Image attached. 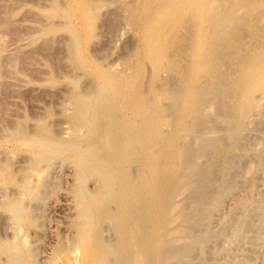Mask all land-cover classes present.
Listing matches in <instances>:
<instances>
[{
  "label": "rangeland",
  "instance_id": "obj_1",
  "mask_svg": "<svg viewBox=\"0 0 264 264\" xmlns=\"http://www.w3.org/2000/svg\"><path fill=\"white\" fill-rule=\"evenodd\" d=\"M76 1L0 0V264H92L89 248L93 243L109 250L106 264H121L120 257L126 255L129 247L122 245L123 235L120 232V225H123L125 219L118 214L123 211L121 206L119 207V202L101 200L99 204L93 203V205L80 203L81 199L90 200L95 198V195L96 197L104 195L103 185H101L102 176L98 173L99 171L81 173L85 171L74 158L82 152L79 157L87 156L86 159L93 160L88 155V143L93 139L89 129L90 121L85 123L83 113L87 121L97 118L101 120V125L104 124L105 119L111 122L113 120L116 123L112 122L110 125L113 129L123 124L124 130L121 126V130L119 126L117 129V134L123 133H120L122 138L109 127L110 138L108 137V140L102 143L107 146L100 144V148L102 150L104 146L103 152L112 149L115 151V146L112 148L114 141L121 138V143H125L127 138H130L129 148L134 150L132 152L129 150V153L134 154L136 159L132 158L135 161L130 160L131 163L128 166L129 182L133 185L147 186L152 182L153 173L149 174L150 172L148 173L145 169L147 166L143 161V152L151 154L152 160L154 159L152 166H157L160 170L162 154L166 149L164 143L172 137L171 125L173 127L180 122L178 119L180 104H173L169 92H178L183 88L191 60L193 62L201 54L200 51L191 47L194 42V37L191 35L194 16L192 18L189 10H184L187 11L186 13L183 11L184 14L181 13L182 16L184 15L183 19H186L184 26L168 28V34L171 35L172 31L174 33L168 36V39L166 37L167 47L164 50L163 59L158 62V66H155L153 58L146 51L145 36L141 27L145 24L144 21L154 15L158 22L163 24L165 10L167 11L170 7L166 0ZM210 1L215 6L219 5L218 10L221 9L222 12L224 10L227 12L230 7L237 5L236 7H239L237 17L240 18L239 21H245L246 26L233 28L230 31L232 37L237 36L235 43L240 42L239 51L233 55L224 47L229 53L226 54L222 47L215 52L222 62H220L222 76L217 83L211 84L207 78L198 83L200 87L212 88H208L210 91L200 96L202 104H198V108L195 109L198 112L197 118L193 121L184 118L181 121L184 123V136H182L185 143L177 152V157L180 158H176L186 162L185 165L191 177L184 179L182 184L184 189L172 198V203L177 204L174 205L175 212L180 216L182 214L184 220L179 218L172 222L170 232L177 234L174 239L177 240L169 244L171 247L167 244L162 245L157 253L153 252L157 244L155 237L150 230L149 233L147 232L146 240L147 242L148 239L150 240L148 245L152 253L148 255H153L148 256V264H156V259L159 260V258V261L162 259L163 264L166 263H164L166 259L168 264H264V90L255 89L257 92H253L256 95L253 94L254 105L251 104L245 116L240 118L237 130L232 129L230 125L236 114V106L233 93L228 91L229 82H233L239 74L249 71L250 68L246 62L255 48L261 52V58L253 60V63L257 64L264 60V56L262 57L264 55V0ZM247 6L253 7L251 13L254 16L249 15L250 11L247 14ZM85 9L89 11L87 15V18L90 17L89 22H85L79 12ZM88 11L85 13L88 14ZM147 15L148 18H146ZM248 15L254 18L251 19L254 20L253 28L250 27L252 23L250 18L247 20ZM84 25L89 26L86 28ZM163 26V31H166L167 23ZM150 27L151 23L147 30L151 29ZM158 42H161V37H158ZM221 50H224L226 55L222 54ZM180 54L183 56L180 57ZM173 63L175 67L172 66ZM211 69L208 67V70ZM205 70H203L204 74H207L209 71ZM104 76L105 78L113 77V79L115 77L118 81L121 78V82L117 81L119 84L116 83L114 90L110 89L104 85L109 80V78L106 80ZM98 91L102 93V96L109 91L104 97L109 99L110 96L112 101L111 99L110 102L106 101L108 99L98 95L100 94ZM116 91H120V94L118 95L119 92L116 93ZM163 91L165 93L162 97ZM121 93L123 99L118 98ZM134 96H139L138 99L143 100L133 99ZM96 97L102 102L96 101ZM113 100L117 101L116 104ZM131 100H135L134 104ZM152 100H157L164 122L155 138L157 140L142 139L141 142L136 136L141 131L146 132L143 126H140L143 124L141 117L144 116V120L153 118V113L149 109ZM120 101L122 105L115 108L114 105L119 104ZM96 102L101 104L105 111L106 109L110 111L112 107L111 112L99 113L103 110L100 105H96ZM139 103L143 111L138 106ZM125 109L128 110L127 113ZM78 112L82 118L84 116L83 119L79 117ZM137 112L139 115L136 114ZM113 113L118 115L115 117ZM110 114L116 119L109 117ZM125 114L128 119H125L127 117ZM138 116L142 120L141 123ZM118 118L124 121H118ZM137 124L139 126L135 128ZM135 129L138 132L134 131ZM48 135L50 137H47ZM44 137L49 140L41 143L43 146H33L36 141H42ZM48 141H51L53 147ZM46 142L50 145L48 146ZM141 145L145 149L139 147ZM49 147L53 148L52 151L56 154L59 150L54 147L62 148L64 151L58 155L55 154L54 157ZM106 148L108 149L105 150ZM71 151L75 152V155ZM39 156L44 157L41 160ZM92 157H95L94 154ZM174 165L176 163H172L167 168H161V171L155 170L153 178L161 180L162 176L165 177L166 174L177 169V165ZM188 186L194 191H191L190 187L188 189ZM194 186L197 191L193 188ZM203 186L205 189L202 188ZM199 189H202L201 192L198 191ZM149 197L152 195L149 194ZM122 199L123 202L127 201L125 197ZM102 201L106 205H103ZM92 206L102 211L103 217L100 216L99 221L95 222L91 233L85 234L84 226L87 224L83 221V209L92 210L94 209ZM147 212L144 213L143 220L150 228L156 217L152 210ZM149 213L154 215L150 216ZM188 213L192 215L188 216ZM194 215L196 218L193 220ZM184 227L187 228V232ZM179 232L181 235L178 234ZM86 243L88 247H84ZM85 248L88 249L89 256H85L87 251ZM162 248L163 251H161ZM171 248L175 250L174 253ZM111 251H113L112 254ZM161 252L169 258L162 253L163 257ZM175 253L178 254L174 256ZM80 257L85 259L81 261ZM89 257H91L90 260Z\"/></svg>",
  "mask_w": 264,
  "mask_h": 264
},
{
  "label": "bare ground",
  "instance_id": "obj_2",
  "mask_svg": "<svg viewBox=\"0 0 264 264\" xmlns=\"http://www.w3.org/2000/svg\"><path fill=\"white\" fill-rule=\"evenodd\" d=\"M76 1V0H75ZM162 1V0H161ZM78 2V1H76ZM84 3V2H82ZM87 3V1H86ZM89 3V2H88ZM166 3L170 6L169 9H167V11L165 10L166 12V16L165 18H163V24H166L167 23V27H166V31L164 30L163 31V24L161 25L160 21L158 22V20L155 18L156 16L154 15V17H149L147 15L146 18H148L146 21H143L145 22V24L141 27V24L140 27L143 29V35L145 36V47H147V53L149 56H151L155 62V66H158V62L163 59V55H164V50L165 48L167 47V41H166V37L168 39V36H171L174 32L172 31V34H168L167 33V30L169 27H177V28H182L185 24V21L186 19H183V16L181 15L184 14L183 11L184 10H189V12L191 13L192 15V18H193V33L191 35H193L194 37V42H193V48L197 49L198 51H200V55H198V58H196L195 60H191V65H190V68L188 70V75L186 76V78L184 79V85H183V88L180 89L178 92H169L170 94V99H172L173 101V104L174 103H178L180 105L179 106V110H178V119L180 122H177L173 127L171 125V130H172V137L170 138L169 141H166L164 143L165 145V151L163 152L162 154V167L161 168H164V167H168L169 165H171L172 163H176V166L177 169H175V171H172L171 173L169 174H166L165 177H161L162 179L161 180H157V179H154L153 178V174H154V171L155 170H159V168L157 166H152V157L150 156L151 154H145L143 152V161L145 162V165L147 166L145 169H147L148 173L149 174H152L151 177H152V182L147 185V186H140V185H133L131 184L132 182H129V173H128V166H129V163H131L130 160H133L132 158H135L134 157V154H130L129 153V146H131L130 144V138H127V141H123L125 143H121V138H122V135L123 133L119 132L118 134L121 135V138H119L118 141H114V145H112V148H114L113 146H115L114 150L115 151H112V150H108L107 152H103L102 150L104 149V142H106L108 140V134L110 133L109 131L112 129L114 131H116L115 133L117 134V129H118V126H119V129H120V126L122 127V130H124V126L123 124L121 123L120 125L116 126V130L113 129V126L111 127L110 125L112 124L111 120H106L105 118L107 119H110L108 117H105L103 119H105L104 121V124L101 125L100 121L101 120H98L97 118L94 119V118H91L90 120L87 121V117L86 115L83 113V115L85 116V123L90 121V131L92 133V140L90 143H88L89 145V149H88V155L93 159V160H88V158L86 159V157L84 158H81L79 157V154L82 155V152L77 155H75L73 151L72 154H74V158L76 160V162L78 163V165L85 171V172H81V173H88V172H92V171H99L98 173H100V176H102V183L101 185H103V192L104 195H101L102 193H100L101 196H98L96 197L95 195V198L93 199H81L82 201L80 203H82L83 205H87L89 203H92L91 205H93V203H97L99 204L101 200H105L108 202V200L110 201H114V202H119V207L122 208L121 211L122 213H118V214H121L123 216V218L125 219L124 220V223L123 225L121 226L120 224V232L121 234L123 235V238H122V245L125 246V247H129L128 249V252L126 253V255H121L120 257V263L121 264H148L147 263V260H148V255L149 253H151V250H149V245H148V242L150 241L148 239V242L146 240V235L149 233L148 231L150 230L151 233L153 234V236L155 237V240L157 242L156 244V248L153 250L154 253H157V251H159V249L161 248L162 245H168L170 246L172 244V241L176 238L177 234L176 233H172L170 232V226L171 224H173L172 222H174L176 219H182V221L184 220L182 214L180 216V214L178 215L176 211V207L174 206L176 203L174 202V205L172 203L173 201V197L175 195H177V193L179 192H182L184 187H182V184H184V179H189L191 176H190V172L188 170V167L186 164V162H184L183 160H178L177 158H180L179 156L177 157V152L179 150V148L181 146H183V144L185 143V139H184V135H183V129H184V123L181 122L182 119H187L189 118L191 121L195 120L197 118V115H198V112L195 110L196 107L198 108V104L201 105L202 103H200V96L202 94H204L205 92H208L210 91L209 89H211L212 87H210L209 85V89L206 87V88H203V87H200L198 85L199 82H203V80H205V78H207L210 83H217V81L219 80L220 76L221 75V72H222V69L220 68L221 66V59H219V55L217 54L216 56V53L218 50L223 49L225 50L224 47H226V49H229L233 55L235 54L236 51H239V46H240V42H237L235 43V39L237 40V36L235 37V35H232L230 34V31L231 29L233 28H239L240 26L241 27H245L246 25H244L245 21H239V17H237V14H238V8L239 7H236V6H233L232 8L230 7V9L226 12L223 11L220 9L218 10V6H215L214 3H212L210 0H166ZM214 4V5H213ZM78 4H76L77 6ZM85 5V3H84ZM75 6V5H74ZM76 6H75V9H76ZM82 6V4L80 5V7ZM89 6V5H88ZM87 6V7H88ZM140 6V5H139ZM79 7V5H78ZM85 7V6H84ZM140 8V7H139ZM158 8V7H157ZM247 14H249V11H250V14H252V16H254L252 12L253 10V7H250V6H247ZM74 9V10H75ZM82 9V8H80ZM79 10V9H78ZM149 10V9H148ZM147 10V11H148ZM85 11H88L85 9ZM85 11L81 10L79 11L80 14L82 15L83 19L85 20V22H89V18H87V15H89V11H88V14L85 13ZM91 11V10H90ZM221 11V12H220ZM78 12V11H76ZM143 12V11H142ZM150 12V11H149ZM185 12V11H184ZM187 12V11H186ZM185 12V13H186ZM138 15V14H137ZM248 15V19L251 17ZM136 16V15H135ZM142 16V15H141ZM187 17V16H186ZM79 18V17H78ZM92 18V17H91ZM185 18V17H184ZM253 18V17H252ZM250 18V20L252 19ZM145 19V18H144ZM188 19V17H187ZM254 19V18H253ZM83 21V20H82ZM93 21V19H92ZM252 23H250V27L254 26L253 22L254 20H251ZM84 22V21H83ZM141 22V21H140ZM190 22V21H188ZM80 23V21H79ZM151 23V29L147 30L149 28V25ZM82 24V23H81ZM84 24V23H83ZM90 24V23H89ZM253 24V25H252ZM86 25V24H85ZM84 25V26H85ZM89 26V25H87ZM87 26H85L87 28ZM163 26V27H162ZM182 26V27H181ZM189 26V25H188ZM248 26H249V21H248ZM247 26V27H248ZM90 28V27H89ZM85 29V28H84ZM185 29V28H184ZM241 29V28H240ZM141 30V29H140ZM181 31V29H179ZM84 31V30H83ZM178 31V29H177ZM85 32V31H84ZM88 33V31H86ZM179 32V31H178ZM235 32V30L233 31ZM85 33V34H87ZM183 33V32H182ZM249 33V32H248ZM233 34V33H232ZM190 35V36H191ZM85 36V35H84ZM143 36V37H144ZM263 36V35H262ZM158 37H161V42H158ZM192 37V38H193ZM86 38V37H85ZM254 38V36H253ZM261 38V37H260ZM256 39V38H255ZM254 39V40H255ZM250 40V39H249ZM191 42V41H190ZM234 42V43H233ZM259 42V41H258ZM252 43V42H251ZM242 46V45H241ZM146 49V48H145ZM180 49V48H179ZM243 49V48H242ZM79 50V49H78ZM224 50H221V52H223ZM194 51V50H193ZM225 52H227V50H225ZM182 53V52H180ZM220 53V51H219ZM222 54H225L224 52ZM226 54H229L228 52ZM225 54V55H226ZM181 55V54H180ZM82 56V55H81ZM179 56V54H178ZM183 55H181L180 57H182ZM229 56V55H227ZM226 56V57H227ZM238 56V54H237ZM264 55H262L263 57ZM225 57V58H226ZM234 57V56H233ZM79 58V57H78ZM246 58V57H245ZM248 58V57H247ZM258 58H261V52L258 50V49H254L251 54H250V57L248 58L246 64L247 66L250 68L249 71L245 74H239V77H237L233 82H229V89L228 91L232 92L233 93V97H234V101H235V106H236V110H235V117L233 116V122L230 124L232 129L234 128L235 130H237L239 128L238 126V122L240 121V118L244 115L245 116V113L248 112L251 104H253V94L255 95V93L253 92H257L255 91V89H257L258 91L260 89L264 90V60L260 61L259 63L257 64H254L253 63V60H257ZM82 59V58H81ZM182 59V58H181ZM179 60V59H178ZM178 60H176L178 62ZM228 60V59H227ZM82 62V61H81ZM87 62V61H86ZM221 62V63H220ZM172 63V62H171ZM179 63V62H178ZM175 63L172 64V66L174 65ZM234 65V64H233ZM177 66V65H176ZM242 66V65H241ZM169 67V65H168ZM175 67V65H174ZM208 67L212 68L211 70H208ZM237 67V66H236ZM207 68V69H206ZM206 69V70H205ZM209 71L207 74H204V71ZM231 70V69H230ZM236 70V69H235ZM245 71V70H244ZM243 71V72H244ZM237 72V71H235ZM242 72V71H241ZM206 73V72H205ZM239 73V72H238ZM185 75V74H184ZM230 76V75H229ZM238 76V75H237ZM102 78V77H101ZM105 78V76H104ZM109 77L105 78L106 80L108 79ZM121 78H119V81L117 79H113L112 78H109V80L106 82V84H104L105 86H107L108 88L110 89H113L114 90V87L116 85V83H120ZM206 79V80H207ZM103 80V79H102ZM183 80V79H182ZM207 80V81H208ZM118 81V82H117ZM104 82V81H103ZM205 82V81H204ZM118 83V84H119ZM227 83V82H226ZM104 86V87H105ZM207 86V85H206ZM215 86V85H214ZM101 88V89H100ZM100 90L102 92V87L100 86ZM177 88V86H176ZM179 88V87H178ZM218 88V87H217ZM104 89V88H103ZM215 89V88H214ZM106 90V89H105ZM104 90V91H105ZM108 90V89H107ZM106 90V91H107ZM170 90V89H169ZM174 90V89H173ZM165 91V90H164ZM163 93H161L162 97H163V94L167 91H165ZM100 91H98L99 93ZM100 92V94L98 95H101V97H104V96H107L106 93L108 92H105L104 96H102V93ZM118 93V95L120 94V91H116V93ZM111 93V92H110ZM260 93V92H259ZM111 94H114V93H111ZM157 94V93H155ZM154 94V95H155ZM98 95H96L98 97ZM118 95H116L118 97ZM123 94L121 93V96L118 97V98H121L123 99ZM137 95V94H136ZM205 95V94H204ZM211 95V94H210ZM113 97V95H111ZM157 96H160V94ZM167 96V95H165ZM256 96V95H255ZM96 97V98H97ZM100 97V96H99ZM133 97V96H132ZM135 97V96H134ZM139 97V96H138ZM138 97H135L133 99H137V100H140L138 99ZM153 97V96H152ZM151 97V98H152ZM168 97V96H167ZM202 97V96H201ZM105 99H108L107 97H104ZM205 98V97H204ZM89 99V98H88ZM100 99V98H99ZM98 98L95 99L96 101L98 100L99 102L101 100H99ZM103 100V98H101ZM110 96H109V99L106 100V101H109L110 102ZM115 99V98H113ZM130 99V98H129ZM146 99V98H145ZM153 99V98H152ZM209 99V98H208ZM207 99V100H208ZM80 100V99H79ZM93 100V101H95ZM118 100V99H117ZM143 100V99H141ZM92 101V100H91ZM105 101V100H104ZM104 101H103V105H104ZM105 101V104H107ZM112 101V99H111ZM122 101V100H121ZM119 102V104L117 105H114L115 108L116 106L118 107L120 104L122 105V102ZM130 102V100H128ZM127 101V103L129 104V102ZM132 102L135 100H131ZM147 101V100H146ZM256 101V100H255ZM88 102V100H87ZM102 102V101H101ZM108 102V103H109ZM114 102V100H113ZM111 102V105H113ZM117 102V101H115ZM114 102V103H115ZM133 102V104H134ZM148 102V101H147ZM146 102V103H147ZM171 102V101H170ZM204 102V101H202ZM230 102V101H229ZM79 103V101H78ZM82 103V102H81ZM80 103V105H81ZM141 103V102H140ZM139 103L138 106H140L141 104ZM150 103V102H149ZM148 103V104H149ZM225 103V102H224ZM110 104V103H109ZM116 104V103H115ZM126 104V103H125ZM147 104V105H148ZM151 104V108L149 107V109L152 111L153 113V118L151 119H146L144 120V116L141 117L143 119V124H141L140 126H143L144 130H146V132L144 133L143 131L139 132L138 135L136 136L140 141L142 139H147V140H154L157 136H158V131H159V128L160 126L162 125V123L164 122L163 121V117L160 113V110L158 109V105H157V100H152V103ZM150 104L148 106H150ZM207 104V103H206ZM213 104V103H212ZM219 104V103H218ZM257 104V103H256ZM262 104V103H261ZM84 104H82L83 106ZM87 105V104H86ZM92 105V104H91ZM96 105H100V108L103 110V112H100L99 113H103V114H107L106 111H108L106 108L108 106H106V111L104 110V107L102 108L101 104H98L96 102ZM94 105V106H96ZM124 105V103H123ZM143 105V104H142ZM146 105V106H147ZM223 105V104H222ZM254 105V104H253ZM80 106V107H82ZM93 106V105H92ZM110 106V105H109ZM127 106H131V105H127ZM136 106V107H138ZM144 106V105H143ZM147 106V107H148ZM239 106V107H238ZM111 107V106H110ZM146 107V108H147ZM177 107V106H176ZM204 107V106H203ZM220 107V106H219ZM223 107V106H222ZM238 107V108H237ZM256 107V105H255ZM87 108V107H86ZM113 108V110L115 109ZM121 108V107H120ZM175 108V106H174ZM201 108V107H200ZM257 108V107H256ZM83 109V108H82ZM96 109H97V106H96ZM99 109V110H101ZM140 109H141V106H140ZM224 109V108H223ZM229 109V108H228ZM112 110V107L110 108V111L108 112H111ZM130 110V109H129ZM143 111V109H141ZM175 110V109H174ZM86 111V110H85ZM95 111V110H94ZM122 111V110H121ZM120 111V112H121ZM124 111V109H123ZM128 111V110H127ZM126 109H125V112L127 113ZM199 111V110H198ZM77 112V111H76ZM96 113L98 111H95ZM106 112V113H105ZM135 112V111H134ZM146 112V111H145ZM149 111H147L146 113H148ZM225 112V111H224ZM234 112V111H233ZM80 112H78V115H79ZM90 113V112H89ZM118 113V112H117ZM130 113V111H129ZM128 113V115H129ZM226 113V112H225ZM88 114V112H87ZM119 114V113H118ZM118 114H114L113 115H118ZM136 114L139 115V113L137 112ZM135 114V115H136ZM142 114V113H140ZM229 114V113H228ZM92 115V114H91ZM99 115V114H98ZM126 115V114H125ZM148 115V114H147ZM146 115V116H147ZM77 116V115H76ZM83 116V118H84ZM107 116V115H106ZM109 116V115H108ZM112 114H110L109 117H111ZM114 116H112V119L114 118ZM121 116L122 113H121ZM127 116V115H126ZM150 116V115H149ZM152 116V115H151ZM80 118H82V116L79 115ZM116 117V116H115ZM125 117V116H124ZM123 117V119H124ZM137 117V115H136ZM139 117V116H138ZM177 117V116H176ZM199 117V116H198ZM82 118V119H83ZM89 118V116H88ZM121 118V117H119ZM118 118V121L120 120ZM128 119V116L125 117V119ZM141 118L139 117L138 119H140V123L142 122ZM146 118H149V117H146ZM165 118V117H164ZM205 118V117H204ZM203 118V119H204ZM76 119V118H75ZM79 119V118H78ZM116 119V118H114ZM201 119V118H200ZM199 119V120H200ZM206 119V118H205ZM229 119V118H228ZM244 120V118H242ZM176 120V119H175ZM230 120V119H229ZM76 121H79V120H76ZM117 122V120H115ZM121 122L124 121V120H120ZM127 121V120H125ZM138 121V120H137ZM197 121V120H196ZM82 122V121H81ZM199 122V121H198ZM83 123V122H82ZM87 123V124H88ZM114 123V122H113ZM126 123V122H124ZM139 123V121H138ZM139 123V124H140ZM202 123V122H201ZM76 124V123H75ZM116 124V123H114ZM113 124V125H114ZM119 124V122H118ZM129 124V122H128ZM82 125V124H81ZM240 125V124H239ZM242 125V124H241ZM80 126V125H79ZM127 126V125H126ZM130 126V125H129ZM138 124L136 125L135 128H138ZM228 126V124H227ZM249 126V124H248ZM109 127H111V129L109 130ZM128 127V126H127ZM125 127V128H127ZM132 127V126H131ZM242 127V126H241ZM246 128V127H245ZM130 130V127L128 128ZM142 128H140L141 130ZM162 129V128H161ZM121 130V129H120ZM127 130V129H126ZM234 130V131H235ZM44 131V129L42 130ZM88 131V132H90ZM112 131V132H114ZM134 131H137L136 129ZM233 131V132H234ZM47 131H45L46 133ZM133 131H131L132 133ZM138 132V131H137ZM203 132V131H202ZM50 133V132H49ZM121 133V134H120ZM129 133V134H131ZM136 132H133V134H135ZM161 133V132H160ZM229 133V132H228ZM235 133V132H234ZM52 134V133H51ZM112 134V133H111ZM117 134V136H118ZM137 134V133H136ZM135 134V135H136ZM126 135V134H125ZM132 135V134H131ZM134 135V136H135ZM183 135V136H182ZM189 135V134H188ZM44 136V135H42ZM40 136V137H42ZM242 136V135H241ZM47 137H50L49 135ZM47 137H44L42 139V141H39V142H35V144H33V146L37 147L38 145L40 146H43L41 145V143L43 144L45 141L49 140ZM135 137V138H136ZM187 137V136H186ZM110 138V137H109ZM116 138V136H115ZM117 139V138H116ZM125 138L123 137V140ZM134 138H132L133 140ZM161 139V138H159ZM188 139V138H187ZM39 140V139H38ZM131 140V141H132ZM147 140H145L146 142H148ZM157 140V139H155ZM240 140V139H239ZM76 141V140H75ZM112 141V140H111ZM135 141H137V139H135ZM134 141V142H135ZM140 141H138L140 143ZM159 141V140H158ZM230 141V140H229ZM49 143L51 141H48ZM133 142V141H132ZM133 142V143H134ZM142 142V141H141ZM232 142V141H231ZM72 143V142H71ZM76 142H74L75 144ZM132 143V144H133ZM136 143V142H135ZM149 143V142H148ZM153 143V141H152ZM154 143H158V142H154ZM229 143V142H228ZM47 144V142H46ZM51 144V143H50ZM50 144H47L48 146ZM78 144V143H77ZM100 144L104 145L102 150L100 148ZM151 144V143H150ZM149 146H152L150 145ZM210 144V143H209ZM213 144V143H212ZM46 145V146H47ZM72 145V144H70ZM76 145V144H75ZM84 145V144H83ZM110 145V144H108ZM143 147H144V144H142ZM141 146V148H143ZM230 145V144H229ZM52 146V144H51ZM107 146V145H106ZM148 146V145H147ZM145 146V147H147ZM154 146V144H153ZM201 146V145H200ZM237 146V145H236ZM239 146V145H238ZM45 147V146H44ZM53 147V146H52ZM111 148V145L109 146ZM136 148V146H134ZM218 147V146H217ZM42 148V147H41ZM47 148V147H46ZM45 148V150L47 151V149ZM65 148V147H64ZM67 148V147H66ZM77 148V147H76ZM138 148V147H137ZM136 148V149H137ZM149 148V147H148ZM187 148V147H186ZM234 148V147H233ZM50 149V147H49ZM48 149V150H49ZM53 149V148H52ZM52 149H50L52 151ZM54 149H57L59 150L57 152V150H55L58 154L59 153H63L64 150H62V148L58 149L57 147ZM108 148H106L105 150H107ZM132 149V148H131ZM145 149V148H143ZM184 149V148H182ZM236 150V148H234ZM49 150V151H50ZM61 150V152H60ZM69 150V149H68ZM134 150V149H133ZM133 150H130L131 152ZM150 150V149H149ZM78 151V150H77ZM141 151V149H140ZM143 151V150H142ZM189 151V150H188ZM48 152V151H47ZM69 152V151H68ZM85 152V151H83ZM146 152V151H145ZM217 152V151H216ZM52 153H54L52 151ZM100 153V154H99ZM141 153V152H140ZM41 154V153H40ZM51 154V152H50ZM56 153L54 154H51V155H55ZM56 154V155H58ZM94 154L95 157L97 158H93L92 155ZM98 154V155H96ZM199 154V153H198ZM225 154V153H224ZM42 155V154H41ZM45 155V154H44ZM50 155V156H51ZM55 155V156H56ZM38 157V154L36 155ZM47 156V155H46ZM49 156V157H50ZM54 156V157H55ZM154 157V155H152ZM44 157V156H42ZM41 156H39V159L42 158ZM58 157V156H57ZM73 157V156H72ZM139 157V156H138ZM141 157V156H140ZM139 157V158H140ZM177 157V158H176ZM230 157V155H229ZM48 158V156H47ZM51 158V157H50ZM73 158V159H74ZM136 159V158H135ZM157 159V158H156ZM42 160V159H41ZM135 161V160H133ZM137 161H138V158H137ZM224 162V160H221ZM49 163V162H48ZM75 163V161H74ZM137 163V162H136ZM143 163V162H141ZM37 164V163H36ZM41 164V163H40ZM76 164V163H75ZM144 164V163H143ZM77 165V164H76ZM194 165V163H193ZM229 165V164H227ZM78 166V167H79ZM159 166V165H158ZM157 167V168H156ZM160 167V166H159ZM161 168L159 171H161ZM212 168V167H211ZM215 168V167H214ZM82 169H79V170H82ZM170 169V168H168ZM173 169V168H172ZM171 169V170H172ZM218 169V168H216ZM157 170V171H158ZM174 170V169H173ZM203 170V169H202ZM164 171V170H163ZM213 172V171H212ZM165 173V172H164ZM208 174V173H207ZM81 175V174H80ZM85 175V174H84ZM195 175V174H194ZM201 175H205V174H201ZM200 175V176H201ZM223 175V174H222ZM149 176V175H148ZM5 177V176H4ZM149 177V178H151ZM204 177V176H203ZM206 177V176H205ZM211 177V175H210ZM81 178V177H80ZM87 178V177H86ZM221 178V177H220ZM83 179V178H82ZM208 179V178H206ZM212 179V178H210ZM139 180V179H138ZM148 180V179H147ZM182 180V182H181ZM185 180V181H186ZM191 180V179H190ZM222 180V179H221ZM220 180V181H221ZM131 181V180H130ZM194 181V180H192ZM147 182V181H146ZM198 182V181H197ZM209 182V181H208ZM188 183V182H186ZM196 183V182H195ZM100 184V183H99ZM141 184V183H140ZM190 184V183H189ZM205 184V183H204ZM37 186V185H36ZM100 186V185H99ZM187 186V185H186ZM198 186V185H197ZM200 186V185H199ZM190 186H188L187 188L189 189ZM208 187V186H207ZM213 187V186H212ZM192 187H190V190H191ZM193 188L196 189V187L194 186ZM204 188V186L202 187ZM39 189V187H38ZM205 189V188H204ZM223 189V188H222ZM202 189H199L198 191L201 192ZM102 191V189H101ZM191 191H194V190H191ZM197 191V189H196ZM204 191V190H203ZM29 192V191H27ZM98 192V191H97ZM188 192V191H187ZM197 192V194L199 193ZM84 193V192H83ZM147 193V194H146ZM208 193V192H207ZM149 194L152 195V197H149ZM179 195V194H178ZM220 195V193H219ZM94 196V195H93ZM126 198L127 201L124 200L123 202V199L122 198ZM201 197V196H200ZM200 197L198 199H200ZM147 198V199H146ZM149 198V199H148ZM207 198V197H206ZM219 198V196H218ZM203 199V200H202ZM201 200L204 201V198H202ZM190 200V199H189ZM216 200V199H215ZM178 201V200H177ZM106 202V203H107ZM182 202V201H181ZM193 202V201H192ZM191 202V203H192ZM103 205H106L104 204V202L102 201ZM215 203V202H214ZM18 204V203H17ZM177 205V204H176ZM195 205V204H194ZM243 205V204H242ZM11 206V205H10ZM14 206V205H13ZM16 206V205H15ZM180 206V205H179ZM244 206V205H243ZM17 207V206H16ZM18 207H19V204H18ZM83 207V206H82ZM93 207V206H92ZM101 207L102 204H101ZM21 208V207H20ZM85 208V207H84ZM94 208V207H93ZM104 208V207H103ZM182 208V206H181ZM15 209V208H14ZM23 209V208H22ZM86 209V208H85ZM90 209V207H89ZM97 208H94L92 210H84L83 209V219L81 217V219L87 224V226L83 225L85 228H84V232L85 234H89L91 233L93 230H94V225L99 221L100 219V216L103 217V214L102 211H98L99 209ZM153 211V213L155 214H152L154 215L156 218L154 219V222H152V225L149 227H147L145 224L146 222H144L143 218H144V213H148L147 211ZM18 211V210H17ZM189 211V210H188ZM15 212V211H14ZM104 213V212H103ZM152 213V212H151ZM185 213V212H184ZM183 213V214H184ZM194 213V212H193ZM17 214V213H16ZM24 214V213H23ZM191 214V213H190ZM188 213V216L190 215ZM195 214V213H194ZM205 214V213H204ZM27 215V214H26ZM150 215V213H149ZM147 215V216H149ZM150 215V216H152ZM192 215V214H191ZM15 216H18V215H15ZM120 216V217H122ZM149 216V217H150ZM186 216V215H185ZM119 217V216H118ZM187 217V216H186ZM191 217V216H190ZM193 217V220L196 218L195 215L192 216ZM19 218V217H18ZM21 218V217H20ZM154 218V217H153ZM188 218V217H187ZM16 219V218H15ZM191 219V218H190ZM81 220V221H82ZM203 220V219H202ZM82 221V222H83ZM97 221V222H96ZM147 221V220H146ZM149 221V220H148ZM151 218H150V222H151ZM181 222V220H179ZM83 222V223H84ZM96 222V223H95ZM120 222V221H119ZM84 223V224H85ZM148 223V222H147ZM184 223V222H183ZM114 224V223H113ZM186 224V223H185ZM189 224V223H188ZM119 225H118V228H119ZM184 225V224H183ZM240 225V224H239ZM187 226V225H186ZM191 227V226H190ZM87 228V229H86ZM173 229V228H171ZM185 229V227H184ZM187 229V228H186ZM185 229V230H186ZM176 230V229H175ZM173 230V231H175ZM181 230V229H180ZM189 230V229H188ZM178 231V230H176ZM83 232V233H84ZM148 232V233H147ZM184 232V231H183ZM187 232V230H186ZM197 232V230H196ZM195 233V232H194ZM198 233V232H197ZM83 234V235H85ZM179 235L180 232L178 233ZM197 235V234H196ZM82 236V235H81ZM86 236V235H85ZM183 236V235H182ZM185 236V234H184ZM207 236V235H206ZM86 238V237H85ZM149 238V237H148ZM181 238V237H179ZM178 238V239H179ZM83 239V238H82ZM183 239V238H181ZM177 240V239H176ZM174 240V241H176ZM204 241V240H203ZM85 242V241H84ZM87 242V241H86ZM184 242V241H183ZM182 242V243H183ZM174 243V242H173ZM186 243V242H185ZM84 244V243H83ZM170 244V245H169ZM175 244V243H174ZM82 245V244H81ZM91 245V244H90ZM121 245V246H122ZM101 246V245H100ZM96 244H92V246L89 248V252H90V255L92 256V260H93V263L92 264H106L107 262V256L108 254H110L109 250L102 247H100ZM179 246V245H177ZM183 246V245H182ZM84 247H88L87 243H86V246ZM124 247V248H125ZM171 247V246H170ZM176 247V246H175ZM174 247V248H175ZM82 249V248H81ZM86 249V248H85ZM166 249H169V248H166ZM173 250V248H171ZM170 249V250H171ZM178 249L180 250V248L178 247ZM87 251L85 252L86 255L85 256H89V254L87 255V252H88V249H86ZM165 250V249H164ZM175 250L177 251V248H175ZM175 250H173V253L175 252ZM76 251V250H75ZM84 251V250H83ZM163 251V248L162 250ZM183 251V250H181ZM113 251H111V254H112ZM170 252V251H169ZM172 252V251H171ZM170 252V253H171ZM82 253V251H81ZM163 252H161V255H162ZM169 253V254H170ZM172 253V254H173ZM182 253V252H181ZM152 254V253H151ZM167 254V252L165 253ZM178 254V253H177ZM176 253L174 254V256L177 255ZM164 255V253H163ZM162 255V256H163ZM181 255V254H179ZM178 255V257H179ZM77 256V255H75ZM81 256V255H80ZM84 256V257H85ZM110 256V255H109ZM153 256V255H152ZM150 256V257H152ZM165 257L168 255H164ZM163 256V257H164ZM172 256V255H171ZM170 256V257H171ZM82 258L81 261H83V259L85 258ZM115 257V256H114ZM149 257V258H150ZM173 257V256H172ZM171 257V258H172ZM91 257H89V260H90ZM162 258V257H161ZM169 258V257H168ZM88 259V258H87ZM153 259V258H152ZM175 260L177 258H174ZM181 259V258H180ZM91 260V261H92ZM160 260V258H159ZM158 259H156V264H163L162 263V259L161 261H159ZM164 260V258H163ZM167 260V259H166ZM164 261V263L168 262L167 261ZM182 260V259H181ZM185 259H183L184 261ZM118 261V262H119ZM173 261V259L171 260ZM70 262V261H69ZM78 262V261H77ZM85 263V262H84ZM165 263V264H166ZM169 263V262H168ZM167 263V264H168ZM68 264V263H66ZM83 264V263H82Z\"/></svg>",
  "mask_w": 264,
  "mask_h": 264
}]
</instances>
